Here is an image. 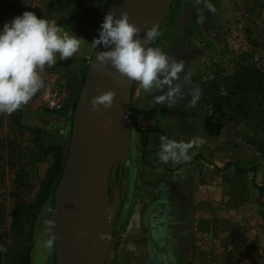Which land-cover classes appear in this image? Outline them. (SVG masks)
I'll return each instance as SVG.
<instances>
[{"label":"rangeland","instance_id":"374dc122","mask_svg":"<svg viewBox=\"0 0 264 264\" xmlns=\"http://www.w3.org/2000/svg\"><path fill=\"white\" fill-rule=\"evenodd\" d=\"M180 1L173 0L169 14L175 11ZM229 1L237 9L233 10L231 17L233 28L225 29L224 46L221 48L219 59L209 65L207 70L209 75L206 77L203 75L200 86V99L205 106H209V97L216 94V91H220L229 96L230 106L233 107L231 122L234 124V138L226 144H214V146H220L215 156V158L219 157L217 162L220 165L213 166L212 171L219 173L223 170L225 172L224 183L230 188L229 191L224 192L225 204L234 198L235 194L245 199L264 200V179L258 176L264 170V0ZM107 2L108 0L102 9L101 24ZM80 6L81 0H0V28L14 17L30 11L44 19L49 16V19L45 20L57 27L61 34L78 36L76 24L72 26V23H76L81 18ZM168 16L166 18L169 19ZM99 31L96 39L99 38ZM93 50L92 47L88 53H85V48H81L80 52L72 58L66 60L57 58L55 65L46 66L41 73L45 88L38 91L26 105L20 107L23 126L39 128L45 132L43 141L61 145L65 154L71 136L73 114L71 110L75 89L80 81H84ZM237 73L244 76L242 87L247 90L249 96L248 104H240L239 107L235 100L239 94H243V91L240 92L238 89L237 96L230 95L231 90L228 91L231 87V80ZM212 82L216 85L215 88H218L214 89L213 85H210ZM225 85L229 88L224 90ZM54 93L59 96L60 109H51L48 106L49 97ZM65 106L68 108L67 111H61ZM12 116L13 113H11V119ZM101 123L112 127L115 131L111 132L114 134L119 132L120 138L122 137L123 123L121 121L114 125L110 122ZM111 132L107 129L100 130L91 143V151L97 149L94 158L103 162L102 176L107 160L110 161L120 153L116 152L118 143L114 144L112 138L109 139L110 147L104 144L103 138L107 135L113 137ZM50 162L48 155L38 153L32 146L29 132L15 128L10 123V114L0 113V217L2 216L0 238H4L7 233L14 203L16 201L29 203L34 199ZM120 166L121 163L117 159L103 176L105 180L104 192H102L105 213V199L107 205L110 206L113 183L121 176ZM93 171L96 173V168ZM105 182L110 199L105 198ZM252 191L255 192L256 197H253ZM53 206L54 200L53 202L49 200L38 214L32 239V250L34 238L39 232H49V237L52 239L49 220ZM206 211L210 217L200 224V231L199 227H196L193 244L195 250L199 247H197V242L202 244L207 256L201 260L202 262L264 264L263 202L258 212L256 211L258 214L256 221L253 217L246 216L249 212L248 208L234 214L235 217L231 216L230 206L221 208L213 203L206 208ZM107 225H111L112 243L105 264H137L141 253L138 249L131 248L127 241L122 242L118 237V234L125 229L126 223L119 225L116 216H113L111 220V216L107 214ZM40 245H43L42 240L39 241ZM128 248H131L130 251ZM32 250L30 264H32ZM197 259L200 260L199 257ZM10 263L12 264V260L8 258L0 262V264Z\"/></svg>","mask_w":264,"mask_h":264},{"label":"crops","instance_id":"0c3cea01","mask_svg":"<svg viewBox=\"0 0 264 264\" xmlns=\"http://www.w3.org/2000/svg\"><path fill=\"white\" fill-rule=\"evenodd\" d=\"M105 2L81 0V18L72 26L76 24L77 37L81 39L85 53L97 37ZM211 3L214 12L204 7L203 0H181L175 11L168 13L169 19L165 18L159 29L160 35L150 46L159 47L170 61L174 59L183 64L179 79L174 81V85L180 87V93L175 97L177 102L172 107L167 106V101L156 103L155 97L164 95L168 86L146 93L138 83L133 84L131 131L126 148L118 158L121 176L113 183L111 199L106 197L110 199V206L105 199L104 215L106 220L107 214L111 220L116 216L119 225L126 223L118 237L141 253L137 264H209L201 261L207 258L202 244L197 242L196 250L193 245L195 230L199 227L200 231V224L210 217L206 208L213 203L221 208L230 206L232 217L248 208L246 216L256 221V211L264 203V200L245 199L235 194L225 204L224 192L230 189L224 183L225 172L212 171L213 166L220 165L219 157L215 158L220 146L214 144H226L233 139L234 124L231 121L225 123L216 137L204 131V117L209 114L210 106L201 103L200 86L203 75H209V65L219 59L224 31L233 28L231 17L237 9L229 0H211ZM201 14L203 22L198 19ZM197 92L193 104V94ZM161 136L177 142L196 141L189 150L190 159L161 163L157 155ZM261 172L258 176L264 179V170ZM106 190L108 193L107 185L105 195ZM252 194L256 197L254 191ZM107 227L111 245L112 229ZM49 236V232L43 231L35 236L32 264H54L53 240ZM41 240L43 245L39 246ZM109 251L110 247L104 264Z\"/></svg>","mask_w":264,"mask_h":264},{"label":"clouds","instance_id":"9594fccd","mask_svg":"<svg viewBox=\"0 0 264 264\" xmlns=\"http://www.w3.org/2000/svg\"><path fill=\"white\" fill-rule=\"evenodd\" d=\"M203 3L209 11H215L211 0H203ZM198 19L203 22V15ZM140 33L141 29L130 23L127 12H122L119 18L106 15L100 25L99 38L93 41L92 47L100 44L114 47L96 56L98 66L110 64L122 77L138 83L146 93L168 86L169 90L156 96L155 101L160 104L167 101V106L172 107L180 93L174 81L179 79L183 64L174 59L170 61L159 47H146L160 35L157 24L146 28L143 39L139 38ZM81 43L76 35L61 34L57 27L34 12L26 11L6 22L0 28V113L11 114L26 105L45 88L41 75L45 67L55 65L57 58H72L80 52ZM115 95L108 90L93 97V110L100 105L111 107ZM196 95L198 92L193 94V104ZM194 143L196 141L177 142L161 136L158 159L161 163L187 161Z\"/></svg>","mask_w":264,"mask_h":264},{"label":"water","instance_id":"95a60500","mask_svg":"<svg viewBox=\"0 0 264 264\" xmlns=\"http://www.w3.org/2000/svg\"><path fill=\"white\" fill-rule=\"evenodd\" d=\"M172 3L173 0H108L104 18L109 14L118 18L124 9L132 7L130 23L141 29L139 38L143 39L146 28L157 24L158 30L160 29ZM150 46L151 44H148L146 47ZM104 47L103 44L97 45L88 63L72 114L71 136L63 169L53 194L54 206L49 220V231L53 239L54 264H104L110 247L105 215L104 221L102 218L92 217L94 220L92 231L98 243L91 247V250H86L77 232L78 223L91 222L89 197L92 172L97 165L93 164L88 150L87 133L90 123L98 116L105 117L110 123H112V117L118 122L121 121L123 123L122 137L120 138L119 129L118 134L115 133L112 137L113 143L120 145L121 152L126 148L131 131L130 100L134 81L122 77L118 72L111 78L97 77L94 71L96 56ZM108 90L116 93L112 106L105 108L100 105L93 110L91 99ZM120 153L104 164V176L111 163L119 158ZM107 196L106 190L105 198ZM109 227L111 228V225Z\"/></svg>","mask_w":264,"mask_h":264},{"label":"trees","instance_id":"16d2710c","mask_svg":"<svg viewBox=\"0 0 264 264\" xmlns=\"http://www.w3.org/2000/svg\"><path fill=\"white\" fill-rule=\"evenodd\" d=\"M45 19H49V16H46ZM243 78L244 76L242 77L240 73H237L231 80V87L224 86V90L228 88V91L231 90V93H229L230 95L237 96L238 89H240V92L243 91V94H239L238 98L235 100L238 107L240 104L247 105L249 99L247 90L242 87ZM82 84L83 80L77 84L75 89L72 112L76 106ZM210 85H213L214 89L218 88H215L216 85H214L213 82ZM208 102L210 111H208L209 114L204 117L203 128L209 136L216 137L222 131L225 123L233 119L231 116L233 107L230 106L229 96H226L225 93H221L220 91H216V94L210 96ZM67 109L68 108L65 106L61 111L66 112ZM21 118L22 111L21 108H19L13 112L12 119L10 114V123L19 130L29 132L32 146L38 153L44 154L45 156L48 155L51 162L34 199L29 203L24 201H16L14 203L7 233L4 238H0V262L4 260V258H8L10 261L12 260V264H30V253L32 250V239L34 237L36 220L45 204L49 200L53 202L52 197L61 175L66 156L61 145L43 141L45 132L39 128L23 126ZM0 220H2V216Z\"/></svg>","mask_w":264,"mask_h":264},{"label":"bare ground","instance_id":"6f19581e","mask_svg":"<svg viewBox=\"0 0 264 264\" xmlns=\"http://www.w3.org/2000/svg\"><path fill=\"white\" fill-rule=\"evenodd\" d=\"M122 12H127V14L129 15V21H130L131 16H132V12H133L132 7H127ZM112 47H114V46H109L107 48L104 47L101 52L110 51V50H112ZM98 64H99V62L96 60L95 66H94V71H95V73L99 79L111 78L117 72L110 64L107 66H98ZM111 119H112L111 124H113V125L116 124V122H118L113 117ZM101 122H108V121L103 116H98L97 118H94L93 121L90 123L88 133H87V140L90 143V147H88V150L90 149L89 152L91 154V158H92L91 160L93 161V164L97 165L96 173H94V171L92 172V185H91L90 197H89L90 213H91V217L89 216V218H90L91 222L90 223L80 222L77 225V232L80 236V239L83 241L87 251L91 250V247H94L96 245V243H98L95 236L93 235V231H92V226H93L92 221H94L92 219V217L93 218L97 217L100 219L102 218V220H103L104 214H105L104 198H103V192H104L103 191V189H104L103 185H104L105 179L103 180L104 175L102 176V171H101V165L103 164V162H102V160H99V159L96 160V158H94V156L96 154L95 151H97V149H95V150L92 149V151H91V143L93 142L94 138L96 137L97 133L100 130L107 129V130H110V132H111V131H113V129H111L112 127H107L106 125H104ZM111 133H113V132H111ZM113 135H114V133H113ZM110 138H112V135H107L106 138H103L104 144L106 146L108 145L109 147H110V141H109ZM105 145H103V146H105ZM111 149H113V147ZM103 151H102V153H103ZM107 152H109V151H107ZM116 152H118V153L121 152V148H120L119 144H118V149ZM101 215H102V217H101Z\"/></svg>","mask_w":264,"mask_h":264},{"label":"built area","instance_id":"2783aa9c","mask_svg":"<svg viewBox=\"0 0 264 264\" xmlns=\"http://www.w3.org/2000/svg\"><path fill=\"white\" fill-rule=\"evenodd\" d=\"M48 106L51 109H60L61 104H60V99L57 93L51 94L48 100Z\"/></svg>","mask_w":264,"mask_h":264},{"label":"flooded vegetation","instance_id":"af4514ba","mask_svg":"<svg viewBox=\"0 0 264 264\" xmlns=\"http://www.w3.org/2000/svg\"><path fill=\"white\" fill-rule=\"evenodd\" d=\"M157 229V227H155ZM155 231V230H154Z\"/></svg>","mask_w":264,"mask_h":264}]
</instances>
